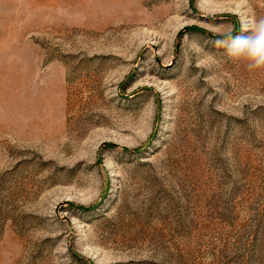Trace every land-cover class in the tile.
Returning a JSON list of instances; mask_svg holds the SVG:
<instances>
[{
    "label": "rangeland",
    "instance_id": "rangeland-1",
    "mask_svg": "<svg viewBox=\"0 0 264 264\" xmlns=\"http://www.w3.org/2000/svg\"><path fill=\"white\" fill-rule=\"evenodd\" d=\"M264 0H0V264H264V71L214 41Z\"/></svg>",
    "mask_w": 264,
    "mask_h": 264
},
{
    "label": "clouds",
    "instance_id": "clouds-1",
    "mask_svg": "<svg viewBox=\"0 0 264 264\" xmlns=\"http://www.w3.org/2000/svg\"><path fill=\"white\" fill-rule=\"evenodd\" d=\"M243 32L236 35L229 28L218 33L214 41L217 47L223 48L233 62L243 64L249 71H264V17L246 23Z\"/></svg>",
    "mask_w": 264,
    "mask_h": 264
}]
</instances>
